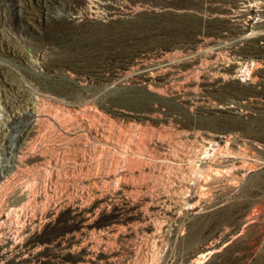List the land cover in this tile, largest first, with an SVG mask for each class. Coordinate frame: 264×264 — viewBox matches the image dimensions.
Here are the masks:
<instances>
[{"label": "rangeland", "instance_id": "374dc122", "mask_svg": "<svg viewBox=\"0 0 264 264\" xmlns=\"http://www.w3.org/2000/svg\"><path fill=\"white\" fill-rule=\"evenodd\" d=\"M22 1L0 0V124L7 116L4 101L6 95L12 92L10 84L26 85L33 92L49 87L60 88L70 91L69 98H73V101L97 95L112 108L144 115L124 117L108 109H105L104 114L106 121L118 133L123 148L127 145L134 146L131 143L133 140L138 149H142L148 156L145 160L140 155H132L134 163L129 165L125 161L126 153L114 150L104 158L96 155L94 162L88 163L92 162L90 168L79 163H72L70 169L62 168L59 173L68 187L58 184L61 191L56 200L59 201V215L62 214L59 216L60 223L50 229L44 228V233L35 244L61 250V242L66 241L64 239L68 238L67 235L81 233L76 227L77 223H74L78 220L73 215L71 200L75 201L76 197L84 194L88 197L91 195L92 198L88 200L92 199L96 204L94 211L100 212L99 219L105 221L104 225L102 221L97 228L104 232L109 225L106 218L123 210L125 205L133 204V212L141 211V217L136 215L134 220L131 219L133 222H126L125 229L123 227L122 230L124 234L120 231L107 246L115 253L116 263L264 264V0H150L155 11L142 16L141 18L146 19L143 23L129 25L112 22L113 24L98 28L92 38L84 35L75 40L62 38L61 30L65 22L60 19L52 20V15H81L85 10L83 0H56L53 13L47 14L44 8L43 11L37 9L34 18L21 15ZM124 1L122 0V5L125 6L128 1ZM143 11L140 10L139 14L144 13ZM242 12L245 13L243 16L237 15ZM227 16L237 20L230 24L225 19ZM253 31L255 33L251 34ZM238 47L247 53L231 51ZM128 51L151 52L142 57L143 60L137 63L135 69L150 71L155 75L152 87H147L144 82H131L127 78L113 86H106L98 81L75 77L66 71H55L44 64L48 59L64 64L89 56H119ZM221 61L228 66L230 63L248 62L252 69L251 80L256 85L254 89L240 86L205 89V71ZM183 64L186 66L183 67ZM72 92L75 94H71ZM223 103L233 105L234 110L230 115L210 111L211 106ZM45 119L40 131L41 138L38 137L43 144L37 145L35 138L33 143H28L35 154H51L60 160L71 157L74 160L76 155L85 152L82 142H79L83 139L73 129L70 131L61 120ZM192 130L228 135L229 147L214 154L215 159L213 154H206L201 150L200 154H204L206 158L203 155L205 163L199 162L200 166H194V163H190L192 161L189 164L184 161L183 166L174 167L164 161L161 148H153L149 144L161 139L169 147H189L192 143L187 135ZM18 133L20 131L14 128L10 140L15 141ZM65 136L64 140L69 139L71 143L65 154L57 153L55 147L62 141L60 138ZM141 159L149 163V171H141ZM161 160L164 162L161 163ZM36 162L28 160L21 168L23 171L16 170L13 172L15 176L11 175V178L30 186L28 198H31L27 199L29 206L37 204L43 210L48 203L36 195L38 191L44 190L41 177L46 171L41 169V172ZM161 164L165 166L161 167ZM189 165L196 169L195 173L191 167L188 169ZM175 175L190 182L193 188L191 193L199 195L193 202L194 209L186 207L180 210V214L176 213L178 215L159 216V206L165 204L162 207L167 208V203L170 204L169 207L172 206L168 198L185 194L172 184V180L176 179ZM109 179H112L111 194L115 193L113 190L117 184L126 185L124 194L123 191L122 196L115 193L112 203L102 201L103 192L108 190L106 181L109 183ZM34 180L38 185L41 183V187L33 183ZM115 180L116 184L113 182ZM7 188L16 191L12 184ZM15 193L12 194L16 197ZM101 205L106 208L102 209ZM33 207L30 208L31 215ZM106 209L112 211L105 212ZM66 214L68 215L65 216ZM150 219L156 221L157 237H152L147 230ZM22 222V225H29L25 219ZM72 226L75 227L74 230ZM81 235L83 238L79 243L86 242L88 245L102 244L106 238L104 235H97L85 240V234ZM92 240L95 242H91ZM151 247L156 252V258L146 254ZM152 259H155L154 262ZM85 262L87 264L88 260L69 256L60 264Z\"/></svg>", "mask_w": 264, "mask_h": 264}, {"label": "bare ground", "instance_id": "6f19581e", "mask_svg": "<svg viewBox=\"0 0 264 264\" xmlns=\"http://www.w3.org/2000/svg\"><path fill=\"white\" fill-rule=\"evenodd\" d=\"M126 1H128V4L126 3L127 5L124 6L122 5L123 4L122 0H83V3L85 4V10L81 15H67V16L65 15L63 17L52 15V20L55 21L60 19L65 22L61 30V33L63 34L62 37L63 39L75 40L77 37H83L84 35H86L88 38H92L94 33H96V31L98 30V28L104 27L106 24L108 25L109 23L112 22L115 23L124 22V24H129V25L131 24L133 25L138 22L143 23L146 19H143L141 17L145 16V14L148 15L147 13H154L155 11L150 0H126ZM56 2H57L56 0H23L20 5L21 15L24 14L23 17L25 16L29 18H34L37 15V9L42 10V8H44L47 14H51L53 13V9L56 6ZM141 6H143V8ZM140 10H144L143 11L144 13L139 14ZM244 14L245 13L242 12L237 15L243 16ZM225 19L229 21L230 24H233L234 21L237 20V19L234 20L229 19L228 16L227 18L225 17ZM253 33H255V31L251 32V34ZM247 35L249 37L248 33ZM231 51L246 52V50L239 49V47L235 49L232 48ZM150 53L151 52L149 51L148 52L142 51V53H138L135 51H128L127 54H121L119 56H112V57L89 56L83 60L68 61L64 64L56 63L55 61L48 59L47 62H45L44 64H48V67H50L55 71H66L75 77H81L84 79L98 81L106 86H111V85L113 86L116 83L124 80L123 78H127L131 82H144L148 85L147 87L150 88L152 87V83L154 82L155 75H153V73H150V71H146V70L141 71L135 69L137 63L143 60L142 57ZM216 53L218 54V52ZM21 54L25 55L22 52ZM182 66L184 67L186 65L183 64ZM204 77L206 78L205 89L207 90L218 89L219 87H223L224 89L235 86L249 87L250 89H254L253 87L256 86L253 84L251 80L253 78L252 69H251V65L248 62L242 64L237 62V63H233L232 65L230 63L228 66L226 63L221 61L215 67L213 65L210 69L206 70ZM10 88L12 92L6 95L7 98L4 101L5 103L4 107L7 116L3 118L0 124V130H1L0 149L2 152L0 154V264H60L62 260L67 259V257L69 256L70 257L73 256L77 259H82V258L86 259V261L88 260L87 264H120L115 262L114 260L115 253L112 250H109L108 249L109 247L107 246L109 242L113 240L112 239L113 237H116L118 233H120V231L122 232L123 227L125 229L124 224L126 222L133 219L136 215L141 217L142 215L140 214L141 211L139 213H137L138 211L136 212V210L135 212H133L134 210L133 204L130 203L129 205H125L123 210L122 209L120 210L119 208L120 210L119 212L116 211L115 213H113V215L108 216V219L106 218L107 223H109V225H108V229H106V231L104 232L101 229H97L103 220L99 219L98 215L100 212L98 213L97 211H94L95 210L94 206L96 204L94 205V202L91 201L92 199L88 200L91 197V195L90 197H88L82 194L76 197L75 201L74 199L71 200L73 201L71 204L73 215L75 219L78 220L74 222L77 223L76 224L77 229H80L79 231L85 234L84 236L85 240L93 236L104 235L106 238H104L105 241L104 243L102 242V244L95 245L94 243H91L88 245L86 244V242L85 244L79 243L81 237L83 236L81 235V233L80 234L72 233V236L70 235L68 236L66 234L68 238L64 239L66 241L61 242V244L63 245L62 246L63 249L61 250H57L55 248L53 249L51 248L52 246L51 247L47 246L50 248H46L45 246L46 244L44 245L45 247H40L41 245L38 246L37 244H35V242L36 240L38 241L41 238L42 234L44 233L42 232L44 231L43 230L44 228L50 229L60 223L59 216L62 214L59 215V208H60L58 203L59 201L57 202L56 200V198L59 196L58 195L59 191H61L60 189H58L59 187L58 184H61L60 185L61 187L62 186H66V188L68 187L67 186L68 184L65 183L66 181L64 180L65 181L64 182L62 180L60 175L61 173H59V171L62 168L69 167L70 169L72 163L74 164L76 163V165L79 163L80 165L83 166L86 165L89 166L90 164L92 165V162L90 164L88 163L90 161L94 162V158H97L96 155H98L99 158L101 157L104 158L107 157L106 156L107 154H111V152H113L114 150H118V151L121 150L125 152L126 153L125 156H127L125 161L129 165H132L134 163L133 156L135 155H140L145 160L147 159L146 158L148 157L147 153L144 152L142 149L139 150L138 145L136 146L133 140H131V143L132 144L134 143V146L127 145L125 146V148H123V144L120 141L121 139H119V135L116 132L115 128L105 119V115H104L106 113L105 109L111 110L113 112H118L119 115H122L124 117H126L125 115L144 117V115L143 114L139 115V113H135V112L130 113L129 111H125V110L121 111L118 108L117 109L112 108L109 105L105 104L100 98V96L97 95L96 96L88 95L87 97L85 96L84 98L82 97L83 100L81 101H77V100L75 101V99L73 101V98L72 100H70L69 98L70 91L68 92L56 87H49L43 90L42 89L38 90L36 92L31 91L28 88V86L22 84H18L16 86L10 84ZM258 89H260V87H258ZM73 93L74 92H72L71 94ZM233 110L234 107L230 103L213 105L211 106L210 109L211 112H215L216 114H224V115H230V113H232ZM45 118H51L58 121L61 120L66 124V126H68L71 129L70 131H72L73 129L75 133L79 134L78 137H81L83 139V141H79V142H82V144L81 143L80 144L83 146L85 152L86 150L88 152L86 153L84 152L82 154L79 153V155L75 156L74 160L71 157L69 158L65 157L60 160L59 157H55L54 155L51 154L49 156L48 155L45 156V154L40 155L39 153L38 155L35 154L32 151V149L29 148V145L31 144L32 140H34V138H35L34 142L37 145L43 144L42 141L41 142L39 141L38 137L41 138L40 131L43 128V120ZM14 128H17V130H19L20 133L16 134L15 141H11L10 136L14 131ZM198 130L196 131L192 130L188 133L187 136H189L190 143H192V145L189 147L188 145H183L180 146L179 148L169 147L170 145L167 146V144H165L161 139H156L154 141H151L149 142V144L153 148L154 147L161 148L160 150L161 156L165 162L167 161L173 164V166L177 165L179 167L183 166L184 161H188V164L190 161H192L190 163L192 164L194 163L193 164L194 166L195 164L196 166H200L199 162L205 163L202 160L204 154L203 155L200 154L201 150L202 151L204 150L206 154L211 153L213 154L212 156H214V154L216 155L221 149H227L229 147L228 145H229L230 137H227L228 135L225 136L218 132H212V131L210 132L206 130L198 131ZM66 137L67 136L60 138L62 141L57 143V146L55 147L56 148L55 150L58 151L57 153H61V154L66 153V148L69 146V143H71L69 139L64 140L66 139ZM34 151H36V148ZM136 158L138 159V157ZM28 160L37 161L36 163L39 164L40 170L44 169V171H46V174H44L41 177L42 179L41 181H43L42 184L44 190L41 191L39 189L40 191H38V194L36 195L40 200L42 199L44 200V202L48 203L47 207L45 205L46 208L43 205V207L45 208L43 210L40 208V206H37L36 203L35 206L33 205L34 207L29 206L27 199L31 198V197L28 198V195L30 196V194H28L30 193L29 192L30 186L28 187L24 185L23 184L24 182H21L18 179H15L14 177L13 179L11 178V175H14L13 172L23 168ZM70 160L73 161L71 162ZM163 162L161 160V163ZM139 164L137 165L140 166L141 171L143 170L145 171L146 169H148L147 171H149L151 169L149 163H146V161L144 162V160H142V162L140 161ZM162 165L163 164H161V167L165 166ZM190 165L188 169H190L191 167ZM169 166L171 167L170 164ZM30 168H32V166ZM105 169L109 170V168L106 167ZM194 171L196 172V169L192 170V172ZM117 172H119V170ZM178 172L183 173L181 171ZM27 173L29 174V172ZM175 178H176L175 180H172V184L174 186H177L176 188L178 187L180 188V189L178 188L179 192L185 194H180V195L176 194L173 198L171 199L168 198L169 202L172 203V206L169 207L170 204L168 203H167L168 205L167 208L162 207L165 204L159 206L160 207L158 212L159 216L168 217L169 215H173V214L178 215L176 213L181 212L180 210L183 208L185 209L186 207L193 208L194 206L193 202H195L197 196H199L196 192L191 193V190L193 188L189 184L190 182L183 179V177L181 179L177 175H175ZM112 179L111 180L109 179V183H107L108 179H106L107 180L106 184H108L107 185L108 190L103 192L102 201L106 200V202L109 201L112 203L115 193L118 196H122L124 194L123 190L126 188V185L124 184L123 185L117 184L114 188L115 190L112 189L113 192L115 191V193L111 194L112 185L110 181H112ZM113 182L115 183L116 180ZM33 183H35V180ZM9 184H12L13 187H15L16 193L13 192L14 189L13 191H11V189L9 190L7 188ZM38 186L41 187V183ZM32 189H30V191ZM31 192L36 193V191H31ZM12 193H15L17 196L15 197L14 194ZM98 195L99 194H97V196ZM33 199H35V196ZM106 204L108 206V203ZM68 205H70V202ZM31 207H33L34 209L32 215L30 213ZM103 208L106 207L103 205L102 209ZM109 211L112 210L106 209L105 212H109ZM102 213H104V211ZM67 215L68 214H66L65 216ZM21 218L25 219V221H28L29 225L28 226L22 225L24 221L22 222ZM142 219H144V217H142ZM150 221H149L150 224L147 222L149 224L147 226V230L150 231L151 236L153 235L154 237H157L158 231L155 227L156 221H153L151 219ZM104 222L105 221H103V225ZM73 226L72 228L74 230L75 227ZM62 229H60V231ZM122 234L124 233L122 232ZM91 242H95V241L92 240ZM139 242L141 243L142 240H140ZM147 250L148 251L146 254L148 256L150 255L152 256V258L156 256L155 255L156 252L152 247L148 248ZM147 257L146 260L149 258ZM154 260L152 259L153 262Z\"/></svg>", "mask_w": 264, "mask_h": 264}]
</instances>
